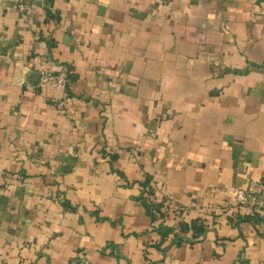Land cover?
Segmentation results:
<instances>
[{
  "label": "crops",
  "instance_id": "obj_1",
  "mask_svg": "<svg viewBox=\"0 0 264 264\" xmlns=\"http://www.w3.org/2000/svg\"><path fill=\"white\" fill-rule=\"evenodd\" d=\"M252 179L264 0H0V264H264Z\"/></svg>",
  "mask_w": 264,
  "mask_h": 264
},
{
  "label": "built area",
  "instance_id": "obj_2",
  "mask_svg": "<svg viewBox=\"0 0 264 264\" xmlns=\"http://www.w3.org/2000/svg\"><path fill=\"white\" fill-rule=\"evenodd\" d=\"M18 11L24 17H27L31 13L32 0H15ZM71 80V69L67 66L54 71L51 69H41L39 72V84L49 85L59 89L67 90ZM52 101L56 104L64 105L65 99L54 98ZM4 189L0 187V194ZM264 193V179H252L246 188H241L236 194V204L238 206H245L247 204L255 205L260 195ZM257 210V208H255ZM85 264V263H82Z\"/></svg>",
  "mask_w": 264,
  "mask_h": 264
},
{
  "label": "trees",
  "instance_id": "obj_3",
  "mask_svg": "<svg viewBox=\"0 0 264 264\" xmlns=\"http://www.w3.org/2000/svg\"><path fill=\"white\" fill-rule=\"evenodd\" d=\"M147 182H149V179L145 182V185L147 184ZM144 204L146 205L147 207V210L148 212L152 215L153 218H155V214H154V211H158L159 214H160V217H164L165 214L161 211V207H160V204H156L154 201H150V202H145L144 201ZM250 218H253V216H250ZM181 228L183 230H189V229H194L196 231V233L198 232L199 234L201 232L204 231L205 227L203 224H201L200 222H192L191 224L189 223H186V222H183L181 224ZM168 231L165 230V234L167 233ZM182 237L178 238L181 240ZM178 240V241H180Z\"/></svg>",
  "mask_w": 264,
  "mask_h": 264
}]
</instances>
